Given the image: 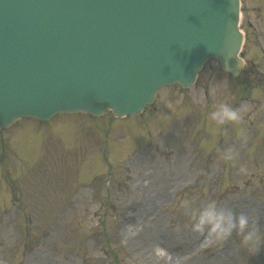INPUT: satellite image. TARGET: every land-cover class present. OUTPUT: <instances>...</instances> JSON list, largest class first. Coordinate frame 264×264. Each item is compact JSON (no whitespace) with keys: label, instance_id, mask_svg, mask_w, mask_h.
Here are the masks:
<instances>
[{"label":"rangeland","instance_id":"obj_1","mask_svg":"<svg viewBox=\"0 0 264 264\" xmlns=\"http://www.w3.org/2000/svg\"><path fill=\"white\" fill-rule=\"evenodd\" d=\"M241 1L243 53L253 66L252 74L246 72L231 81L215 61L206 62L199 75L201 84L191 93L195 103L209 98L211 104L205 113L202 107L193 108L192 113H204L209 120L214 105L229 101L241 110L242 126L251 124L261 135L264 0ZM176 92V86L160 89L154 106L165 102L169 110L178 112L180 98L173 99ZM151 107L134 118L78 113L52 120L58 129L42 132L44 150L36 162L39 170L23 177L15 172L22 178L19 191L13 186L18 192L11 190L10 178L4 181L15 163L10 159L12 167L0 163V264H238L232 245L220 253L203 247L204 238L186 227V206L215 199L264 224V147L258 148V139L252 141L257 154H250L253 148L244 147L247 140L236 141L240 129L233 126L237 123L219 128L210 120L213 137L220 133L225 137L219 147L212 144L201 149L192 142L186 144L193 135L190 120L179 122L177 133L166 142L169 121L162 111L152 113ZM24 121L29 126L18 130L17 136L32 135V121L20 120L0 133V139L7 138L14 145V132ZM38 126L34 131L40 130ZM59 135L69 145H63ZM19 138L16 151L21 157L20 150L28 151L33 142L20 144ZM126 141L130 142L120 146L121 151L115 148ZM149 146L154 149L148 150ZM171 148L173 152L168 153ZM227 148L238 153L235 162L220 158ZM22 159L27 167L34 161L32 157ZM247 168L254 179L244 174ZM202 175L205 178H198ZM249 264H264V248Z\"/></svg>","mask_w":264,"mask_h":264},{"label":"clouds","instance_id":"obj_2","mask_svg":"<svg viewBox=\"0 0 264 264\" xmlns=\"http://www.w3.org/2000/svg\"><path fill=\"white\" fill-rule=\"evenodd\" d=\"M211 91H215L213 87ZM210 121L223 127L226 124L239 123L242 120L240 109L230 104L221 102L214 105L208 113ZM238 137L241 142H246V133L240 129ZM220 158L224 162H235L238 153L232 148L225 149ZM243 171V169H241ZM187 207L186 227L204 238L203 247L222 249L226 243H233V251L238 264H249L250 258L256 256L264 248V224L259 219L245 214H237L231 207L219 203L215 199H209L202 205Z\"/></svg>","mask_w":264,"mask_h":264},{"label":"water","instance_id":"obj_3","mask_svg":"<svg viewBox=\"0 0 264 264\" xmlns=\"http://www.w3.org/2000/svg\"><path fill=\"white\" fill-rule=\"evenodd\" d=\"M17 1L16 0H0V14L1 15L5 14L4 16L0 15V29L8 28V26H7V23L9 22L8 18H9L10 15H12L11 12L14 9V5H15V3H17ZM81 6L85 8L84 11H83V14H86L85 12H86L87 8L90 6L89 2L83 3ZM87 16H91V15L87 14ZM230 25H232V24L230 23ZM52 27L53 26H50V29ZM235 30H236L235 26H234V28L230 27V26L227 27V33L230 34L231 38H230V40L225 42L224 46L219 49V51L215 54V56H218L221 59L222 64L224 66H226L227 68H230V66H233L236 70H238V69H240L241 64H240V61L235 56V54H236V52H237V50L239 48L241 39H240L239 34ZM164 32H165L164 23L162 21H160V20L155 21L154 22V26H153V30H152V34L157 38V43L155 44L156 48L160 47L159 37ZM2 37H3V39H1L2 40L1 43H4L7 40V38H6L5 35H2ZM24 41L25 40L22 39L21 42L24 43ZM212 41L207 46H210ZM106 48H108V47L106 46ZM102 49H104V48H102ZM208 50L211 51V48H209ZM31 51H33L35 53L38 52L37 50H31ZM124 57L128 58L127 55H125ZM106 65H111V63L109 62V59H103L102 57H100L99 64L97 65L96 68L105 69ZM131 73H134L133 63H130L129 69L126 72V74H124L123 77L129 76V74H131ZM173 79L171 78L169 80L171 81ZM117 81H118V84H119L120 80H117ZM109 89L111 91H116L117 92V87L113 83L109 84ZM120 104H121V102L119 104H113V103H110V102L109 103H103V110H105L107 107H112L115 114H120L121 115L123 113V111L121 109Z\"/></svg>","mask_w":264,"mask_h":264}]
</instances>
